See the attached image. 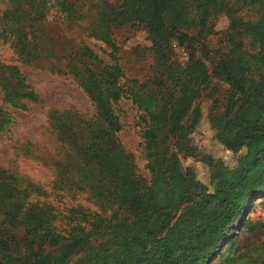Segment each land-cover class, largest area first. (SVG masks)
<instances>
[{
  "label": "trees",
  "instance_id": "obj_1",
  "mask_svg": "<svg viewBox=\"0 0 264 264\" xmlns=\"http://www.w3.org/2000/svg\"><path fill=\"white\" fill-rule=\"evenodd\" d=\"M0 40L18 64L0 60V135L12 112L41 99L21 66L52 60L50 72L70 78L92 114L53 110L49 121L73 158L50 186L12 172L0 176V264H209L229 241L248 203L264 192V0H250L258 18L233 17L228 0H119L97 5L86 38L58 54L35 28L54 9L67 22L89 21L83 3L70 0H3ZM229 19L230 50L213 74L229 83L220 109L205 94L210 73L184 28L205 31L208 19ZM129 24L149 33L152 79H127L113 29ZM259 47L244 49L237 37ZM104 58H100L87 41ZM190 49L185 62L171 42ZM127 99L141 112L140 146L148 177L118 140L116 104ZM208 100L206 113L202 104ZM206 119L214 139L244 154L233 169L215 164L212 193L182 161L197 156L190 136ZM82 132L84 135H82ZM87 202L89 205H85ZM231 246L228 247L230 249ZM218 264H264L251 256L223 257Z\"/></svg>",
  "mask_w": 264,
  "mask_h": 264
},
{
  "label": "rangeland",
  "instance_id": "obj_2",
  "mask_svg": "<svg viewBox=\"0 0 264 264\" xmlns=\"http://www.w3.org/2000/svg\"><path fill=\"white\" fill-rule=\"evenodd\" d=\"M72 3H83V14L89 16V21L67 22L54 9L50 14L35 26L42 30L46 39L53 40L52 46L58 54L63 49L78 43L86 38L89 32L91 16L97 5L110 7L119 6V0H70ZM5 2L0 0V15L5 10ZM228 8L232 16L244 22L255 21L258 7L250 0H228ZM229 19L225 14H218L208 19L205 31L200 33L196 25L184 28V32L193 38L195 54L205 63L210 79L205 94L211 102L217 101L216 109H220L224 98L229 91V83L216 77L213 72L215 66L225 58L230 50L228 40ZM114 39L117 42L119 64L127 79H136L147 82L153 77V53L148 31L141 25L129 24L113 29ZM246 51L254 52L259 47L250 37H237ZM90 46L97 45L92 39L87 38ZM173 56L182 62L188 58L185 46L180 47L176 42H171ZM100 45V44H98ZM100 58L103 53L92 47ZM0 60L5 63L18 64L15 54L9 43L0 40ZM52 60H40L31 66H21L22 73L28 83L40 96L41 102L27 103L25 110L12 112L13 122L7 131L0 135V176L1 171L12 172L19 178L26 177L44 185H51L58 173L68 172L73 175V158L66 152V145L59 134L55 132L49 121L53 110H65L78 113L82 118L92 114L91 105L82 90L70 79L50 72ZM209 101L203 104L206 113ZM119 116L122 130L118 133V140L122 147L133 156L136 171L148 177L144 169L145 161L140 146L141 123L138 120L141 112L130 100L122 99L115 106ZM82 135L84 133L82 132ZM190 139L198 148L197 156L182 161L183 168L193 170L196 181L208 193L213 192L214 183L211 179L212 168L218 162L229 169L238 166L239 159L244 154L223 147L214 139L213 131L206 119H202ZM85 205L89 203L85 202ZM231 246L230 249L228 247ZM251 256L258 262H264V192L257 195L248 203L241 219L233 225L232 235L211 260L209 264H218L225 257Z\"/></svg>",
  "mask_w": 264,
  "mask_h": 264
}]
</instances>
